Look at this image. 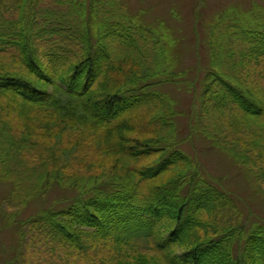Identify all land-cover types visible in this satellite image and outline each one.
I'll use <instances>...</instances> for the list:
<instances>
[{
	"label": "trees",
	"instance_id": "16d2710c",
	"mask_svg": "<svg viewBox=\"0 0 264 264\" xmlns=\"http://www.w3.org/2000/svg\"><path fill=\"white\" fill-rule=\"evenodd\" d=\"M119 5L0 0V179L13 182L11 198L20 206L52 184L62 193L57 204L65 205L17 226L30 225L29 241L49 252L113 242L130 264L147 263L140 244L148 245L152 264H264V227H248L235 200L177 148L175 102L153 91L188 71L171 72L163 35ZM261 18L226 20L224 40L215 33L223 27L209 31L189 130L264 189V32L255 31L264 27L256 23ZM242 36L250 44L229 66L223 45ZM86 131L110 165L97 172L92 159L84 170L94 174H71L81 173L72 164ZM27 184L25 197L19 190Z\"/></svg>",
	"mask_w": 264,
	"mask_h": 264
},
{
	"label": "rangeland",
	"instance_id": "374dc122",
	"mask_svg": "<svg viewBox=\"0 0 264 264\" xmlns=\"http://www.w3.org/2000/svg\"><path fill=\"white\" fill-rule=\"evenodd\" d=\"M117 2L129 17L137 19L138 24L153 29L160 36L163 35L171 55V64H169L171 72L188 71L187 76L179 78L175 84L153 89L166 94L175 102L178 113L176 126L180 133L178 142L179 139L182 140L177 148L192 159L204 179L235 200L240 218L248 221V227L259 225L264 227V189L260 186V181L250 176L243 166L237 165L230 157L214 150L205 139L191 135L189 130L191 111L197 109L199 111L200 81L204 68L208 67L206 36H209L212 28L223 27L221 31L215 33L216 37L221 36L220 40L226 39L227 37L222 35L227 32L224 25L230 18L239 17L242 22L255 21L258 15L262 18L256 23H264V0H117ZM256 10L260 12L256 13ZM255 31L262 33L264 27L256 28ZM248 44L250 41H246L245 36L236 43L230 38L227 39L223 51L226 55L232 54L231 62L227 63L229 66L235 62L236 52L244 50L245 45ZM242 76L251 85L258 84L252 75L242 74ZM87 132L89 131L85 134H88ZM89 135L94 138L89 133L85 141L80 143L79 163L72 164V171L79 170L81 173L71 174H94V172L85 173L84 170L92 159L94 160L92 162L97 164L95 166L97 172L110 165L112 158L101 159L102 154L91 147ZM116 138H110V142L118 143ZM70 140L71 138L66 137L64 139L65 142ZM102 161L107 165H101ZM22 176L32 177L25 173ZM13 186L12 181L0 179V264H9V262L11 264H130L128 257L124 258L116 252L113 242H101L82 252L71 251L63 248V245L52 246V252L37 247L29 241L30 225L22 229L17 226V222L35 215L41 209L54 207L56 210H62L65 205L56 202L62 197V193L57 190L59 187L57 184H52L45 195H33V192L31 196L26 197L25 189L29 186L27 184L23 189L20 187L19 192H24L28 202L20 206L11 198ZM139 246L141 248L138 252L144 258L143 262L152 264V258L145 257L153 255L148 252V245Z\"/></svg>",
	"mask_w": 264,
	"mask_h": 264
}]
</instances>
